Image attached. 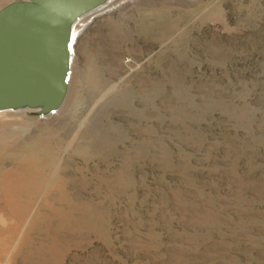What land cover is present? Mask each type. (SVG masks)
<instances>
[{
  "label": "rangeland",
  "instance_id": "374dc122",
  "mask_svg": "<svg viewBox=\"0 0 264 264\" xmlns=\"http://www.w3.org/2000/svg\"><path fill=\"white\" fill-rule=\"evenodd\" d=\"M81 20L62 105L0 112V264H264V0Z\"/></svg>",
  "mask_w": 264,
  "mask_h": 264
},
{
  "label": "water",
  "instance_id": "95a60500",
  "mask_svg": "<svg viewBox=\"0 0 264 264\" xmlns=\"http://www.w3.org/2000/svg\"><path fill=\"white\" fill-rule=\"evenodd\" d=\"M110 0H18L0 9V112L64 102L75 23Z\"/></svg>",
  "mask_w": 264,
  "mask_h": 264
},
{
  "label": "bare ground",
  "instance_id": "6f19581e",
  "mask_svg": "<svg viewBox=\"0 0 264 264\" xmlns=\"http://www.w3.org/2000/svg\"><path fill=\"white\" fill-rule=\"evenodd\" d=\"M111 1V0H110ZM82 17L75 23L74 28H73V35L75 36V38H77V35L81 32L82 29H84V27L86 26V22L81 20ZM75 50V49H74ZM75 58V53L73 54V59H72V63L71 66L73 64ZM68 88L70 86V75L68 76ZM5 111H10V110H5Z\"/></svg>",
  "mask_w": 264,
  "mask_h": 264
}]
</instances>
